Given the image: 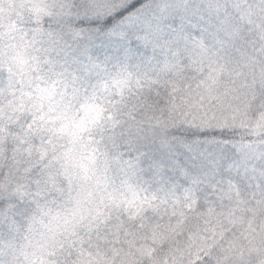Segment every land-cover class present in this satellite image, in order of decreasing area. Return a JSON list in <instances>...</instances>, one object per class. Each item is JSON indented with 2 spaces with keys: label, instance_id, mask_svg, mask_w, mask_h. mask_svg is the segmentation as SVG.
<instances>
[{
  "label": "snow or ice",
  "instance_id": "obj_1",
  "mask_svg": "<svg viewBox=\"0 0 264 264\" xmlns=\"http://www.w3.org/2000/svg\"><path fill=\"white\" fill-rule=\"evenodd\" d=\"M0 264H264V0H0Z\"/></svg>",
  "mask_w": 264,
  "mask_h": 264
}]
</instances>
